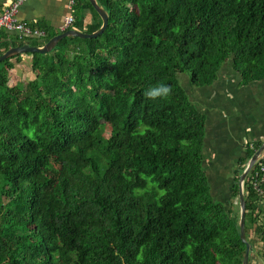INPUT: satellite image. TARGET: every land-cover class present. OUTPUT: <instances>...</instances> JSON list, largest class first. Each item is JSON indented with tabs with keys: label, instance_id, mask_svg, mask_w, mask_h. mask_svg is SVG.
Segmentation results:
<instances>
[{
	"label": "trees",
	"instance_id": "1",
	"mask_svg": "<svg viewBox=\"0 0 264 264\" xmlns=\"http://www.w3.org/2000/svg\"><path fill=\"white\" fill-rule=\"evenodd\" d=\"M97 1V37L27 53V80L11 81L21 54L0 62V264H241L237 181L262 141L215 199L206 116L177 75L209 86L229 64L242 85L264 79V0ZM71 11L69 28L102 25L89 0ZM41 28L0 30V54L64 31ZM243 194L252 264L264 225L246 180Z\"/></svg>",
	"mask_w": 264,
	"mask_h": 264
},
{
	"label": "crops",
	"instance_id": "2",
	"mask_svg": "<svg viewBox=\"0 0 264 264\" xmlns=\"http://www.w3.org/2000/svg\"><path fill=\"white\" fill-rule=\"evenodd\" d=\"M14 1L0 0V15ZM71 10L70 0H24L18 7L17 16L33 27L45 26L49 32H54L61 30L65 18L72 14ZM31 60L27 53L21 54L19 60L13 59L11 81L33 77ZM188 96L206 116L204 147L208 144L213 156L227 159L226 162L221 159V165L233 162L245 148V142L264 141V79L242 85L239 75L227 64L214 83L193 87ZM252 264H264V250Z\"/></svg>",
	"mask_w": 264,
	"mask_h": 264
},
{
	"label": "water",
	"instance_id": "3",
	"mask_svg": "<svg viewBox=\"0 0 264 264\" xmlns=\"http://www.w3.org/2000/svg\"><path fill=\"white\" fill-rule=\"evenodd\" d=\"M89 1L91 2V4L94 6V8L97 10V12L100 14L102 18V25L97 31L89 33V32L80 31L76 28H69L67 30H64L63 32H60L54 35L46 43L40 46H32L28 43H24L18 46L10 45L2 54H0V62L7 58L18 55V54L32 53V52H40V53L49 52L56 46V44L63 37H66V36L91 38V37H97L98 35H100L108 24L109 16L106 10L102 6L99 5L97 0H89ZM263 150H264V141L259 145V147L252 154V156L248 159L237 181V191H238L237 199H238V205H239L238 230H239L240 240L245 246V251L243 254L241 264H248L249 252L252 249L251 245L248 243L246 236H245V200H244V194H243V183L253 163L255 162L258 155Z\"/></svg>",
	"mask_w": 264,
	"mask_h": 264
},
{
	"label": "built area",
	"instance_id": "4",
	"mask_svg": "<svg viewBox=\"0 0 264 264\" xmlns=\"http://www.w3.org/2000/svg\"><path fill=\"white\" fill-rule=\"evenodd\" d=\"M24 0H15L1 15H0V30L12 31L18 34L20 38L24 37H41L45 35L44 30L33 27L26 22L20 20L17 16L18 7ZM74 0H70V5L73 6ZM74 16L68 15L65 18L62 30L71 27ZM252 148V144H248ZM264 151V150H263ZM261 152L252 167L250 168L245 180L246 186L252 193L251 203L253 205V216L260 219L259 223L264 225V152ZM244 180V183H245ZM257 215V216H255ZM259 249L264 246L260 241L256 245Z\"/></svg>",
	"mask_w": 264,
	"mask_h": 264
},
{
	"label": "rangeland",
	"instance_id": "5",
	"mask_svg": "<svg viewBox=\"0 0 264 264\" xmlns=\"http://www.w3.org/2000/svg\"><path fill=\"white\" fill-rule=\"evenodd\" d=\"M40 41L43 42V39L40 38ZM177 78H178L179 84L183 87V89H185L187 94H188L189 89L195 87V86H192L189 84L188 73H186V72L185 73H179L177 75ZM185 80H187V83L185 82ZM204 87H206V86H204ZM246 143L247 142H245V144ZM204 154L206 155L204 167L206 170V175L209 178V181L211 184L212 194H213L215 199L225 201L226 198H225L224 194L226 193V184H224L223 180H224L225 175L227 173H229V171L226 172V169H225L226 165L224 163H222V165H221L220 161L222 159L223 161L226 162L227 159L226 158L224 159V157H217V155L213 156L214 152H212V147H210L208 144L205 145ZM236 154H238V151L236 152ZM232 159H234V157H232ZM227 164L230 165L231 163L227 162ZM231 166H232V164H231ZM231 166H229V168H227V169H231L230 168ZM233 203H235V200H233ZM234 207H235L234 212L236 213L237 212L236 204Z\"/></svg>",
	"mask_w": 264,
	"mask_h": 264
},
{
	"label": "flooded vegetation",
	"instance_id": "6",
	"mask_svg": "<svg viewBox=\"0 0 264 264\" xmlns=\"http://www.w3.org/2000/svg\"><path fill=\"white\" fill-rule=\"evenodd\" d=\"M243 151H244V149H243ZM243 151L237 156V158H238L240 155H242ZM236 160H237V159H236ZM234 161H235V160H234ZM234 161L231 162L232 166H231V164H230V165L227 164V165L225 166L226 172H227V171L230 172L231 170H232V171L235 170L236 167H235V165H233V164H235L236 161H235V162H234ZM229 166H231V167H230L231 169H227V168H229ZM231 173H232V172H231ZM229 174H230V173H229ZM226 175H227V174H226ZM227 177H229V178L227 179ZM225 178L227 179V180L225 179V180H226L225 183H226V185L229 186L230 183L232 182V180H231V179H232V174H230V176H225ZM228 191H230V190H228Z\"/></svg>",
	"mask_w": 264,
	"mask_h": 264
}]
</instances>
